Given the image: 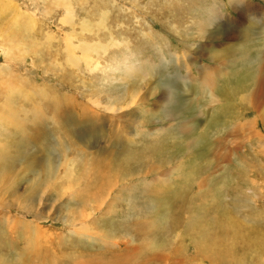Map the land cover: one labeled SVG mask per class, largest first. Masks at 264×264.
Wrapping results in <instances>:
<instances>
[{"label": "rangeland", "instance_id": "1", "mask_svg": "<svg viewBox=\"0 0 264 264\" xmlns=\"http://www.w3.org/2000/svg\"><path fill=\"white\" fill-rule=\"evenodd\" d=\"M235 1L0 0V264H264V0Z\"/></svg>", "mask_w": 264, "mask_h": 264}, {"label": "bare ground", "instance_id": "2", "mask_svg": "<svg viewBox=\"0 0 264 264\" xmlns=\"http://www.w3.org/2000/svg\"><path fill=\"white\" fill-rule=\"evenodd\" d=\"M234 2H236L235 0H233ZM262 79H264V78H262ZM207 81V82H206ZM206 83H205V85H207V86H211V83H213V80L212 79H209V78H206ZM263 81V80H262ZM262 84H263V82H261ZM263 90H264V87H263V85H262V92H263ZM3 111V110H2ZM10 111V110H9ZM9 111H7V112H9ZM16 111V110H15ZM14 111V112H15ZM12 112V111H11ZM11 112H9L10 113V115H13ZM8 113V114H9ZM16 113V112H15ZM2 116H4V115H2ZM2 116L0 117V120H2V119H5V117L4 118H2ZM11 117V116H10ZM9 118V117H8ZM98 175L101 177V178H103V176H104V174L103 173H98ZM99 189H102V186H100V188Z\"/></svg>", "mask_w": 264, "mask_h": 264}, {"label": "crops", "instance_id": "3", "mask_svg": "<svg viewBox=\"0 0 264 264\" xmlns=\"http://www.w3.org/2000/svg\"><path fill=\"white\" fill-rule=\"evenodd\" d=\"M259 82L261 83V81H259ZM259 82H258V83H259Z\"/></svg>", "mask_w": 264, "mask_h": 264}]
</instances>
